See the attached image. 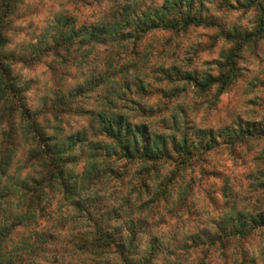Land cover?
I'll return each instance as SVG.
<instances>
[{
    "label": "clouds",
    "instance_id": "obj_1",
    "mask_svg": "<svg viewBox=\"0 0 264 264\" xmlns=\"http://www.w3.org/2000/svg\"><path fill=\"white\" fill-rule=\"evenodd\" d=\"M0 264H264V0H0Z\"/></svg>",
    "mask_w": 264,
    "mask_h": 264
}]
</instances>
